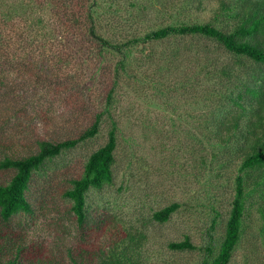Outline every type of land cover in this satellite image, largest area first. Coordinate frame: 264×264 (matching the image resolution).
<instances>
[{"label":"rangeland","instance_id":"1","mask_svg":"<svg viewBox=\"0 0 264 264\" xmlns=\"http://www.w3.org/2000/svg\"><path fill=\"white\" fill-rule=\"evenodd\" d=\"M188 1L63 0L58 10L41 15L43 24L29 39L11 34L9 43L0 41V160L37 153L43 140L77 137L105 110L118 122L114 181L89 191L83 226L64 192L82 176L89 156L106 144L112 122L107 115L94 139L35 174L28 192L32 215L19 214L9 224L0 219V229L14 241L20 238L30 255L55 264H106L113 252L123 251L136 264H202L207 248L217 252L241 162L210 138L208 122L220 103L208 92L222 87L199 68L208 56L236 67L234 59L217 43L200 38L139 45L130 68L138 79L124 76L109 107L106 96L121 57L100 55L87 38L88 11L97 32L114 42L140 37L175 16L194 22L212 19L216 1L206 0L205 11L185 9ZM194 74L199 81L188 83ZM13 174L1 171L0 185ZM172 203L181 208L167 223L153 219ZM248 209L230 264H264V219L253 200ZM213 222L217 226L211 231ZM186 237L195 250L170 248Z\"/></svg>","mask_w":264,"mask_h":264},{"label":"trees","instance_id":"2","mask_svg":"<svg viewBox=\"0 0 264 264\" xmlns=\"http://www.w3.org/2000/svg\"><path fill=\"white\" fill-rule=\"evenodd\" d=\"M60 1V2H59ZM96 1V0H94ZM216 7L210 21H187L175 16L168 25L153 29L144 35L114 42L99 34L95 19L89 13L88 40L93 42L100 55L115 54L121 57L114 68L113 86L107 93L106 101L110 107L115 103V93L124 76L138 79L130 72L134 55L139 45L161 43L172 39L200 38L217 43L225 54L234 59L235 66L219 65L216 58L207 57V64L200 67L209 81L220 80L221 87L211 88L213 102L220 103L212 112L210 138L215 140L225 154H236L240 160L238 175L235 178V195L226 223L224 237L217 248H207V256L202 264H230L244 233L248 217V205L253 200L264 219V0H214ZM63 0H0V41L9 43L13 38L27 40L41 28L46 11L58 10ZM207 10L206 0H189L185 9ZM76 22L79 18L72 14ZM12 28L18 29L12 31ZM9 37V38H8ZM208 52V49L205 48ZM175 52L174 57H179ZM146 57H151L145 54ZM65 59L62 56V60ZM208 65L210 68H208ZM172 74L177 75L175 66ZM240 71V72H239ZM190 84L199 81L198 74L186 80ZM224 82V83H223ZM111 118V128L104 146L93 152L84 167L80 178L71 181L72 187L64 196L73 202L72 210L79 225L88 219L87 195L90 190H102L114 181V167L118 150V122L109 110L95 115L89 128L77 137L60 142L43 140L39 142V151L25 157L6 156L0 160V172L13 170L14 174L6 184L0 185V219L9 224L19 214L32 215L33 206L28 197L36 173L42 171L47 163L60 157L78 145L94 139L101 131L104 117ZM209 138V139H210ZM219 153V152H218ZM221 153V152H220ZM217 158L219 156L216 155ZM227 162V161H226ZM227 163H222L224 167ZM257 197L258 200L254 199ZM181 208L172 203L156 211L153 219L167 223ZM216 222L211 231L216 229ZM214 237L211 235V244ZM171 249L178 251L195 250L189 237L177 243H171ZM117 248V247H116ZM0 264H55L44 261L37 255H30L22 240L12 238L0 229ZM74 264H77L76 262ZM106 264H136L123 252H113Z\"/></svg>","mask_w":264,"mask_h":264}]
</instances>
